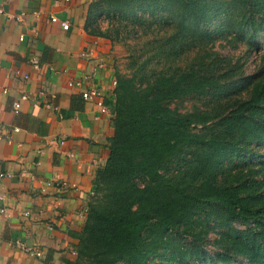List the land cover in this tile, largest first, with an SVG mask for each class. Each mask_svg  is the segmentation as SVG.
Instances as JSON below:
<instances>
[{
	"label": "trees",
	"instance_id": "16d2710c",
	"mask_svg": "<svg viewBox=\"0 0 264 264\" xmlns=\"http://www.w3.org/2000/svg\"><path fill=\"white\" fill-rule=\"evenodd\" d=\"M84 27L125 53L73 264H264V0H92Z\"/></svg>",
	"mask_w": 264,
	"mask_h": 264
},
{
	"label": "crops",
	"instance_id": "0c3cea01",
	"mask_svg": "<svg viewBox=\"0 0 264 264\" xmlns=\"http://www.w3.org/2000/svg\"><path fill=\"white\" fill-rule=\"evenodd\" d=\"M91 1L0 0V171L9 174L0 178V208L6 209L0 212V264L76 259L92 180L114 132L116 45L85 30ZM91 88L98 95L84 99ZM22 93L28 99L14 113L12 103Z\"/></svg>",
	"mask_w": 264,
	"mask_h": 264
},
{
	"label": "built area",
	"instance_id": "2783aa9c",
	"mask_svg": "<svg viewBox=\"0 0 264 264\" xmlns=\"http://www.w3.org/2000/svg\"><path fill=\"white\" fill-rule=\"evenodd\" d=\"M50 19H51V21H56L57 20L56 17H54V16H51ZM60 25H61V27L63 29H68L70 24H69V21L62 20V21H60ZM20 39L22 40V37H20ZM85 53L87 55H90V51L89 52H85ZM32 63L34 65V67H36V68L38 67L37 66V61L35 59L32 60ZM14 74L16 76H21L23 78V80H26V79L29 78V76L27 74H21L19 70H15ZM115 82L116 81L114 80L113 83L115 84ZM96 95H98V91L96 89H94V88H91V89H88V90H85L84 92H82V96H83L84 99H91L93 96H96ZM26 99H28V94L27 93H22L21 96H20V99L14 101L12 103V111L14 113H17L19 111L21 101L26 100ZM97 105H98L99 110H100L101 113H104V112L107 111V106L104 104V102L101 99L97 100ZM45 106L46 107H52L54 110L58 111L59 117L62 118V114L59 112V109H58L57 106H55V105H53L52 103H49V102L46 103ZM15 129H17V128H15ZM61 142H63V140H61ZM5 175L7 176L9 174L0 171V178H2ZM47 184H48V182H47ZM2 197L3 196L0 195V199H3ZM5 210L6 209L4 207L0 208V212H5ZM27 214H28V212H25V215H27ZM48 228L52 229V226L49 225ZM16 245H18L20 248H22V249H24V250H26L28 252H33L34 254H37V255L39 254L38 252H35L32 248L25 247L21 243V241H16Z\"/></svg>",
	"mask_w": 264,
	"mask_h": 264
},
{
	"label": "rangeland",
	"instance_id": "374dc122",
	"mask_svg": "<svg viewBox=\"0 0 264 264\" xmlns=\"http://www.w3.org/2000/svg\"><path fill=\"white\" fill-rule=\"evenodd\" d=\"M99 24L101 28H105L107 26V20L106 18H100ZM216 47L221 50L224 54H228L234 58L236 57H243L244 62V69L247 74H250L255 71V69L258 66L259 63V54L257 52L252 51L250 54H247L245 52V48L243 46H240L238 48H232L230 45H226L225 43L219 42L216 44ZM124 49L121 45H116V51L114 53V61L116 65H122L124 56ZM188 104H184V107H187ZM183 108V106H180V109ZM260 152H264V145H262L259 148ZM118 264H123L119 262Z\"/></svg>",
	"mask_w": 264,
	"mask_h": 264
}]
</instances>
